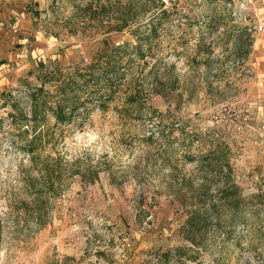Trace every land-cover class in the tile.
<instances>
[{
	"label": "rangeland",
	"instance_id": "obj_1",
	"mask_svg": "<svg viewBox=\"0 0 264 264\" xmlns=\"http://www.w3.org/2000/svg\"><path fill=\"white\" fill-rule=\"evenodd\" d=\"M120 1L114 8L133 1L139 17L146 12L145 21L109 33L115 19L99 24L81 19L84 12L73 19L76 6L88 0H0V12L12 11L7 16L16 40L11 56L0 60L6 63L0 89L12 91V97L0 95V264H162L165 252L168 264H179L170 251L189 245L181 230L192 200H179L169 185L173 174L200 183L197 164L186 159L202 142L204 150L215 146L228 154L247 205L239 212L244 223L214 224L199 259L184 264H264V0L245 6L239 0L164 3L171 22L161 42L153 40L146 61L128 51L122 97L103 107L91 98L72 124L54 128L45 154L60 157L67 181L35 205L25 176L38 173L17 124L24 113L30 116L31 100L20 80L40 61L66 74L88 66L102 54L105 39L137 45L150 32L147 21L161 12V0ZM244 29L254 38L247 58L244 50L234 51L231 38ZM170 65L180 86L187 76L208 78L206 93L158 91L153 78L166 75ZM131 78L141 92L128 88ZM22 130L33 135L31 127ZM76 167L99 170V177H71ZM23 200L29 211L21 209ZM37 207L43 226L34 221Z\"/></svg>",
	"mask_w": 264,
	"mask_h": 264
},
{
	"label": "trees",
	"instance_id": "obj_2",
	"mask_svg": "<svg viewBox=\"0 0 264 264\" xmlns=\"http://www.w3.org/2000/svg\"><path fill=\"white\" fill-rule=\"evenodd\" d=\"M72 2L75 3L76 0H72ZM120 2V0L114 2L112 0H88L85 5L76 6L72 17L73 19L77 18L84 12L81 19L95 20L99 24H102L107 17L111 19V22L115 19L111 26L109 23V33L122 32L134 23L145 21L146 12L139 17L133 1L114 8L113 5H122ZM160 10L161 12L157 16H153L147 21L146 26L151 27L150 32L145 34L143 38L138 37L137 45L127 42L114 45L109 39H105L102 54L88 66L66 74L61 69L50 70L45 62L40 61L35 69L29 70L27 77L20 80L21 84H24L26 90L29 91L28 97L31 100L30 116L24 113L17 124L23 131V133L20 132V138L24 145V151L30 157V167L38 173L37 176L31 173L25 176L35 205H39L42 199L47 200L49 194L56 193L58 187L67 181L60 157L45 154L44 147L50 146L55 141L54 128L60 125L72 124L81 107L91 98L97 100L100 107H103L102 105H106L111 101L114 102L122 97L121 92L128 81H126L122 69L126 63L131 61L126 59L128 51L132 48L135 54L134 59L146 61L153 49V40L161 42V33L165 30L164 26H166V23L171 22L172 13L164 9V3L161 1ZM217 25H219L218 22ZM141 28L140 25L139 29ZM231 38L235 43L234 51L238 53L244 50L247 58L254 44L252 34L244 29L239 31L238 34L232 35ZM205 46L212 48L210 44H205ZM159 60L162 62L164 57ZM173 67V65H170L169 70L165 73L166 75L162 77L154 76L155 88L158 91L171 95L178 93L180 97H183L187 91H190L191 95H196V97H199L201 93H206L203 84L208 81V78L198 77L196 80L192 76H187L184 79V85L180 86L179 78L175 77L170 71ZM33 77L37 82L31 80ZM135 81L136 78H131V84L129 83L128 88L133 86L135 91L139 93L142 90L134 85ZM190 83H193L192 88H189ZM195 85L198 86V89ZM11 93L9 92L10 97H12ZM2 95L7 96L6 92ZM133 95L134 92H131L127 94L126 98H133ZM133 101L129 103H133ZM11 117L14 119V114H11ZM51 118L55 121L53 125L50 123ZM25 127H31L33 135H29V130H22ZM204 145V142L199 145L198 154L188 150L186 159V161L197 164L201 179L200 183H195L187 177L180 179L179 176L173 174V184L169 185L173 194L179 200H192L186 206L188 214L181 230L183 239L189 245L177 246L170 251L172 257L179 264L199 259V247L205 243L207 236L214 228V224L231 226L233 223H244V217L239 212L247 205V197L235 178L230 157L225 151L215 148V146L211 150H204ZM71 171V177L81 175L83 180L87 182L96 181L100 173L99 170L93 168L84 170L80 167H76ZM20 203L21 209L29 211L32 207L26 200ZM37 208H33L34 221L39 223V226H43L46 223L43 216H38L41 209ZM232 213L234 214L232 215ZM2 221L0 212V246L4 228ZM168 253L165 252L161 255L162 264L169 263V260L165 259Z\"/></svg>",
	"mask_w": 264,
	"mask_h": 264
},
{
	"label": "crops",
	"instance_id": "obj_3",
	"mask_svg": "<svg viewBox=\"0 0 264 264\" xmlns=\"http://www.w3.org/2000/svg\"><path fill=\"white\" fill-rule=\"evenodd\" d=\"M11 12H9L8 14L0 12V60L3 59L4 57L11 56L10 50L16 42L15 37H12V31L9 29L10 17L8 18V16L10 15ZM15 25H18V23H16ZM5 64L6 63H2V64L0 63L1 78L6 75V72L4 71V67H3ZM0 82L2 83L3 81H1L0 79ZM4 92H6L7 94L12 91L11 89L9 91L5 90V88L4 90L0 89L1 96Z\"/></svg>",
	"mask_w": 264,
	"mask_h": 264
},
{
	"label": "built area",
	"instance_id": "obj_4",
	"mask_svg": "<svg viewBox=\"0 0 264 264\" xmlns=\"http://www.w3.org/2000/svg\"><path fill=\"white\" fill-rule=\"evenodd\" d=\"M173 1H176V0H161L162 3H166V4H170V3L173 2ZM233 1H235V0H233ZM239 1H240V3H241L243 6H245V5L249 4V3H253V2H255V1H257V0H239ZM260 29L263 30V29H264V26H263V25H260ZM0 211H1V209H0ZM1 213H2V212H1Z\"/></svg>",
	"mask_w": 264,
	"mask_h": 264
}]
</instances>
